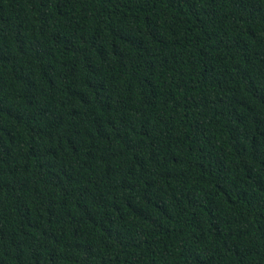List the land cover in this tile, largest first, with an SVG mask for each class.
Returning <instances> with one entry per match:
<instances>
[{
  "label": "trees",
  "instance_id": "trees-1",
  "mask_svg": "<svg viewBox=\"0 0 264 264\" xmlns=\"http://www.w3.org/2000/svg\"><path fill=\"white\" fill-rule=\"evenodd\" d=\"M0 264H264V0H0Z\"/></svg>",
  "mask_w": 264,
  "mask_h": 264
}]
</instances>
